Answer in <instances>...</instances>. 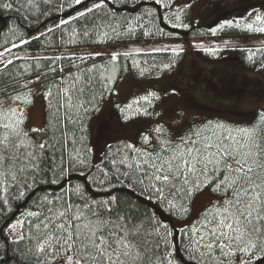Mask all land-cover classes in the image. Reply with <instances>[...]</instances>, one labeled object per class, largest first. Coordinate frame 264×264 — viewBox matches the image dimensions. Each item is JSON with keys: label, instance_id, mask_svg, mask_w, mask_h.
<instances>
[{"label": "trees", "instance_id": "16d2710c", "mask_svg": "<svg viewBox=\"0 0 264 264\" xmlns=\"http://www.w3.org/2000/svg\"><path fill=\"white\" fill-rule=\"evenodd\" d=\"M259 2L264 5V0ZM4 3L12 4V7L0 8V52L9 55L6 58L5 54L3 63H0V103L21 94L26 82L37 78L43 97V142L56 144L57 159L54 171H49L42 164L44 170L29 177L28 186H25V180L19 174L17 181L6 178L0 186V264H35L34 225L39 221L30 213L40 212L47 206L43 199L45 196L52 200L67 194L72 201L79 202V193H83L85 198L96 200L115 196L121 211H130L145 221L154 217L155 223L167 225L166 228H160V233L162 236L165 233L171 235L166 237L167 246L162 244L161 247L165 252L172 251V264H187L184 251L186 238L183 233L197 225L205 211L210 210L216 202L205 206L192 222L177 225L174 220L188 215L194 196L203 189L220 194L217 201L225 197L224 192L215 190L216 181L211 176L204 179L200 188L194 190L190 197L184 193L175 198L169 197L175 208L157 201L155 195L141 191L142 186L130 184L124 177L117 181L112 176L111 183L105 178L104 184L99 183V179L103 171L111 173L115 167H119L121 172L126 170L119 163L113 165L110 161L118 162L124 157L131 161L137 155V150L140 153L154 152L162 143H176L191 129L206 123H222L229 127L257 123L258 118L264 115V105L240 107L237 100L253 81L245 79L237 70L217 68L207 83V87H212L214 98L206 99V104L200 108L202 114L187 119L185 125L175 133L165 123L167 115L164 114V107L160 106L158 95V111L155 110L148 124L151 134L145 135V128L138 130L133 143L117 137L104 145L101 157L96 161L91 150V147L94 148L91 121L99 113L103 97L112 98L116 94V85L124 72L128 68L132 69L131 66H155L159 69L174 66L181 62L188 50H194L199 57L208 61L205 63L225 58L245 62L248 66H254L257 62L262 64L264 46L261 44L251 47L245 44L239 48H207L201 45L231 37L243 41L263 38L264 32L257 30L264 27L263 10L256 6L252 14L250 12L224 21L215 18L212 23L206 24L202 19L191 20V0H182L180 3L178 0H104L103 4L101 0H82L80 4H76V0H0V4ZM96 4L101 6L93 7ZM82 12L85 14L80 15ZM257 16L262 19L257 21ZM248 24H252V30L247 28ZM141 42L178 44V48H129ZM228 48L239 52L225 55ZM69 49L89 50L68 53ZM248 49H251L250 52H247ZM113 54L117 55L115 61L111 60ZM243 54L252 55V58ZM8 60L12 63L7 64ZM212 81L221 84L224 89L213 87L216 84L211 85ZM73 86L75 89L83 87L84 94H74ZM64 89H68L72 97L73 107L70 110L60 107L64 102ZM184 92L185 97L194 98L189 89L182 90L181 95ZM136 94L134 92L121 107L120 115L125 121L139 116L149 119V114L157 107V100L153 97L145 100L136 98L139 97ZM254 94L259 95L256 91L251 93ZM220 97L227 99L220 102ZM233 98H236L235 102L230 101ZM179 108L175 104L172 110L178 112ZM158 117H163L164 121L157 120ZM19 126L28 133L32 145L38 144L33 131L25 126L23 119ZM253 264H260V261H254Z\"/></svg>", "mask_w": 264, "mask_h": 264}, {"label": "snow or ice", "instance_id": "6c2138e0", "mask_svg": "<svg viewBox=\"0 0 264 264\" xmlns=\"http://www.w3.org/2000/svg\"><path fill=\"white\" fill-rule=\"evenodd\" d=\"M80 3L82 0H76ZM11 7L0 4V8ZM261 19L256 17L257 21ZM247 28L252 30V24ZM257 30L264 32V27ZM3 55L0 52V57ZM116 59L113 54L111 60ZM84 91L83 87L75 89L74 94L82 96ZM63 100L60 107L70 110L73 102L68 89L63 90ZM7 111L11 115L5 114L0 103V186L6 178L17 181L18 174L28 186V178L44 167L55 170L56 144L44 141L32 145L28 133L19 126L16 109L9 107ZM110 163H119L126 170L115 167L111 173L103 171L99 183L104 184L105 178L111 183L112 176L117 181L124 177L173 208L176 205L169 197L181 193L190 197L211 176L216 181L215 190L226 195L205 211L197 225L184 231L187 264H264V115L250 126L206 123L191 129L176 143L164 142L154 152L137 150L131 161L124 157ZM76 191L79 193V189ZM79 195V202L67 194L52 200L45 196L47 206L30 213L39 221L34 225L35 264H172V251L165 252L161 247L167 246L166 237L171 235L160 233V228L167 225L155 223L154 217L145 221L130 211H121L115 196L96 200Z\"/></svg>", "mask_w": 264, "mask_h": 264}, {"label": "rangeland", "instance_id": "374dc122", "mask_svg": "<svg viewBox=\"0 0 264 264\" xmlns=\"http://www.w3.org/2000/svg\"><path fill=\"white\" fill-rule=\"evenodd\" d=\"M180 1L182 0H178V3ZM259 1L261 0H191L190 17L192 21L202 19V22L210 24L215 18L218 21H224L235 16H245L250 12L253 13L256 6L264 12V5H261ZM245 44H250V47L259 44L264 46V37L258 40L249 39L245 41L231 37L216 42L207 41L201 46L207 48L215 46L239 48L245 46ZM129 48H178V44H148L141 42L131 45ZM87 50L89 49H69L67 52H86ZM250 50L248 49L247 52H250ZM236 52H239V50L228 48L225 50V55L229 56ZM39 53L34 52V54ZM243 55L247 56V58H252V55ZM4 56L6 58L9 57L8 53H4L3 57H0V60H3ZM205 62L208 61H205L203 57H199L194 50H188L181 62L174 66L159 69L155 68V66L141 65L131 66L132 69L128 68L115 87L116 96L114 95L115 97L113 96L112 98L103 97V104L100 106L99 113L91 121L92 141L97 151L95 152L94 148L91 147L93 160H98L101 157L104 145L117 137L133 143L135 142L137 131L144 128L147 130H145L144 134L148 135L149 133L150 135L148 124L151 121V117L155 114V110L158 111V95L161 100L160 106L164 107V114L167 115L165 123L173 133L179 131L185 125L187 119L202 114L203 111L200 108L206 104L205 100L214 98V94L211 92L212 87H207V83H209L208 78L210 77L211 80L212 73L217 68L221 70H237L242 73L240 75L245 77V79L253 81L247 85L242 96L239 95L237 97L240 98L237 99L240 107L252 108L264 105V62L262 64L257 62L254 66H248L245 62L225 58L220 61L210 60L209 63ZM129 69L131 70L130 73ZM191 75H194V77L192 78ZM158 78L159 81L157 80ZM214 84L216 82L212 81L211 85ZM156 85L159 86V90ZM213 87L224 89L221 84H216ZM188 89L194 98L185 97V92L181 95L182 90L186 91ZM253 91H256L259 95H251ZM134 92L137 93L135 96H139L136 98L153 97L154 100H157V107L153 108L152 113L148 116L149 119L139 116L125 121L120 115L122 105L130 99V96ZM20 93L17 96H20L22 99L14 100L12 99L14 97H12L2 103L4 112L6 115H10L11 113L7 111L8 108L12 107L16 109L18 118L21 121L23 119L25 126L33 131L35 141L41 143L44 139V109L42 103L43 97L39 83H37V78L27 81ZM24 97H26V100ZM216 97L219 96L217 95ZM224 99L227 98L220 97L219 101L225 102ZM235 100L236 98H233L230 101L235 102ZM175 104L180 106L178 112L177 110H172ZM157 120L164 121L163 117H158ZM219 197H221L220 194H214L207 189H203L194 196L188 215L183 219H175V223L177 222L176 224L180 225L196 220L202 209L209 204L217 202ZM11 230L13 231V229Z\"/></svg>", "mask_w": 264, "mask_h": 264}]
</instances>
